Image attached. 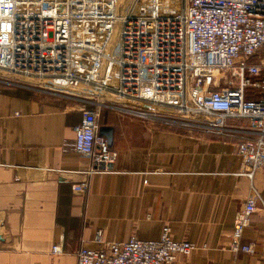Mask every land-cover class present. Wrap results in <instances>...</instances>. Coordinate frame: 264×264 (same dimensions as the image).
I'll list each match as a JSON object with an SVG mask.
<instances>
[{"label": "built area", "instance_id": "1", "mask_svg": "<svg viewBox=\"0 0 264 264\" xmlns=\"http://www.w3.org/2000/svg\"><path fill=\"white\" fill-rule=\"evenodd\" d=\"M1 71L47 82L45 90L100 93L163 127L230 139L240 175L253 180L264 170V0H0ZM100 115V106L83 108L66 144L92 160L90 174L111 172L118 155L98 136ZM73 188L86 194L89 182ZM259 200L252 185L231 233L234 253L255 252L242 240ZM95 242L78 264H175L208 248L174 239L169 224L155 240L107 241L100 229Z\"/></svg>", "mask_w": 264, "mask_h": 264}, {"label": "crops", "instance_id": "2", "mask_svg": "<svg viewBox=\"0 0 264 264\" xmlns=\"http://www.w3.org/2000/svg\"><path fill=\"white\" fill-rule=\"evenodd\" d=\"M117 105L100 93L0 86V264H78L100 229L107 241L155 240L165 224L176 240L208 245L175 264H264V170L250 180L230 139L163 127ZM97 106L98 136L118 155L111 172L90 174L92 160L66 144L83 108ZM82 182L86 194L74 191ZM252 185L259 209L242 241L255 252L234 253L231 233Z\"/></svg>", "mask_w": 264, "mask_h": 264}, {"label": "rangeland", "instance_id": "3", "mask_svg": "<svg viewBox=\"0 0 264 264\" xmlns=\"http://www.w3.org/2000/svg\"><path fill=\"white\" fill-rule=\"evenodd\" d=\"M0 76L3 78V80L0 81V86L1 87H6V86H26V87H30V88H36V89H42V90H45L44 88L46 86H43V85H48V84H45V83H42L40 81H35V80H32L30 78H25V77H15V76H11L8 74V72H4V71H1L0 72ZM84 90V89H83ZM82 89H80L79 91H82V92H86L85 90L83 91ZM87 94V93H85Z\"/></svg>", "mask_w": 264, "mask_h": 264}, {"label": "bare ground", "instance_id": "4", "mask_svg": "<svg viewBox=\"0 0 264 264\" xmlns=\"http://www.w3.org/2000/svg\"><path fill=\"white\" fill-rule=\"evenodd\" d=\"M35 81H39V80H35ZM40 82H41V81H40ZM41 83H45V84H48V85H49V83H47V82H43V81H42Z\"/></svg>", "mask_w": 264, "mask_h": 264}, {"label": "water", "instance_id": "5", "mask_svg": "<svg viewBox=\"0 0 264 264\" xmlns=\"http://www.w3.org/2000/svg\"><path fill=\"white\" fill-rule=\"evenodd\" d=\"M110 136V135H109Z\"/></svg>", "mask_w": 264, "mask_h": 264}]
</instances>
